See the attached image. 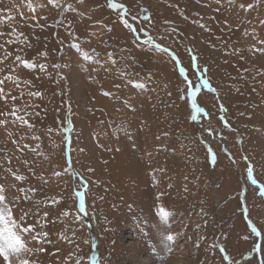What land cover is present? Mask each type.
<instances>
[{
  "label": "rangeland",
  "instance_id": "374dc122",
  "mask_svg": "<svg viewBox=\"0 0 264 264\" xmlns=\"http://www.w3.org/2000/svg\"><path fill=\"white\" fill-rule=\"evenodd\" d=\"M111 2L0 0V264H264V0Z\"/></svg>",
  "mask_w": 264,
  "mask_h": 264
},
{
  "label": "snow or ice",
  "instance_id": "6c2138e0",
  "mask_svg": "<svg viewBox=\"0 0 264 264\" xmlns=\"http://www.w3.org/2000/svg\"><path fill=\"white\" fill-rule=\"evenodd\" d=\"M109 7L116 8L118 6L113 4L111 0H109ZM148 42L150 41H146L145 43ZM111 56L112 54H109L110 58ZM17 59L19 58L17 57ZM193 59H195V57H193ZM112 63H115V60H112ZM184 71L185 70L183 68L180 69L181 74H183ZM0 83H3V81H0ZM205 84H207V81H205ZM0 95H2V90H0ZM36 95H40V93H36ZM13 99H15V97H13ZM12 114L15 115V113ZM0 123H4V121H0ZM18 179H23V177H18ZM4 192H5L4 187L0 185V225H3V227H0V256L4 257V259L7 260L9 257L12 256L19 257L22 253L30 252L31 249L25 246L24 241L16 234L15 231H13L12 227L9 226V218L11 213L5 207L7 198ZM77 195L81 196L80 208L83 210L84 209L83 196L80 193H77ZM158 214L164 223L168 222V217L171 215V213L167 212L163 208H160L158 210ZM65 215H67V213H65ZM24 231L27 232L29 231V229L26 228L24 229ZM167 239L172 240L173 236L169 235ZM20 264H29V262L28 260L25 259V260H21Z\"/></svg>",
  "mask_w": 264,
  "mask_h": 264
},
{
  "label": "water",
  "instance_id": "95a60500",
  "mask_svg": "<svg viewBox=\"0 0 264 264\" xmlns=\"http://www.w3.org/2000/svg\"><path fill=\"white\" fill-rule=\"evenodd\" d=\"M140 12H141V14H140V18L141 19H147V18H149V10L147 8L141 7L140 8Z\"/></svg>",
  "mask_w": 264,
  "mask_h": 264
}]
</instances>
